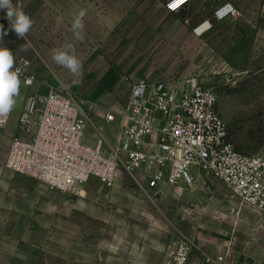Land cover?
<instances>
[{
  "label": "rangeland",
  "instance_id": "1",
  "mask_svg": "<svg viewBox=\"0 0 264 264\" xmlns=\"http://www.w3.org/2000/svg\"><path fill=\"white\" fill-rule=\"evenodd\" d=\"M31 1L26 14L33 26L24 39L10 30L6 17L1 23L8 34L0 46L13 52L15 65L27 61L37 82L29 89L20 77L15 107L0 126V264H88L98 240L102 243L100 234L105 246L98 251L105 264H112L114 254L127 264L129 247L136 248L138 262L155 259L159 254L150 247L164 239L162 264H173L184 240L189 245L184 264L206 261L213 246L217 261L225 246L252 261L262 258L264 214L238 207L223 182L208 188L198 179V187L168 185L157 195L120 170L114 186L92 177L66 191L15 171L6 160L12 136L21 133L18 117L28 91L52 84L73 92L90 120L82 140L94 144L96 125L115 139L119 119L109 124L103 115L127 108L133 81L181 80L192 74L216 91L217 108L236 148L264 154V0H219L232 2L240 13L210 17L211 27L200 34L186 30L182 44L145 45L131 42L128 22L141 14L118 12L123 0H105V11L85 15L83 40L75 38L64 0ZM69 43L82 64L75 76L52 59L53 49Z\"/></svg>",
  "mask_w": 264,
  "mask_h": 264
},
{
  "label": "built area",
  "instance_id": "2",
  "mask_svg": "<svg viewBox=\"0 0 264 264\" xmlns=\"http://www.w3.org/2000/svg\"><path fill=\"white\" fill-rule=\"evenodd\" d=\"M189 1L168 0L166 5L179 10ZM238 13L232 2L225 1L214 8L213 17ZM15 66L21 70L23 86L33 87L37 78L28 62ZM29 77L30 85L24 83ZM217 104L216 91L196 74L181 80H135L127 108L103 115L109 124L119 119L115 139L110 140L103 125H96L97 141L90 144L82 140L89 116L73 92L55 85L31 90L18 117L21 133L12 136L6 163L66 191L92 177L114 186L120 170L129 172L142 188L178 186L181 181L191 185L202 176L223 182L238 207L248 205L264 214V154L236 148ZM188 249V241H182L173 264H184ZM206 261L225 264L222 256L214 262L206 254Z\"/></svg>",
  "mask_w": 264,
  "mask_h": 264
},
{
  "label": "crops",
  "instance_id": "3",
  "mask_svg": "<svg viewBox=\"0 0 264 264\" xmlns=\"http://www.w3.org/2000/svg\"><path fill=\"white\" fill-rule=\"evenodd\" d=\"M167 1L168 0H123L124 6H122V4L118 5V12L128 11L130 13L141 14L139 16H135L134 18L131 17L128 22L129 35L133 40L131 41L132 44H182L185 41L186 30L196 28L198 25H201L204 20L209 19L210 17L214 18L213 10L215 6H217L220 2L219 0H190L179 10H171L166 5ZM12 3L14 5L16 3H19L25 13H29L32 11V9H30V6L33 3L31 0H12ZM64 6L65 12L67 14H70V23L72 25L74 14L76 16L81 9L86 10V15L88 16L90 13L105 11V0H64ZM5 14L6 10H0V24L3 22V20H5ZM50 85L52 84H49L43 90L48 89ZM118 130L119 126L116 132H118ZM198 179L203 182L199 183V185H202V187L209 186L208 188H210V186L217 183L202 176H197L196 180ZM196 180L190 186L194 187V185H196ZM168 185L170 184H161L160 186L148 188L147 190H151L158 195L164 193V187ZM178 186L181 188H185L186 186H189V184H187L185 181H181ZM100 237L102 238V243L98 240V243L95 247L98 250L99 247L105 246V241H103L104 236L100 234ZM214 240H218L219 242L218 238H215ZM167 241L168 239L158 241L153 247H150L152 249H156L155 252L159 254L157 256H154L155 259H152V257H150L146 258L145 260H141L140 262L137 261L136 248L129 247L128 250L130 253L128 256L127 264H162L164 262V258H166L163 253L166 252ZM64 244L65 253H68V239ZM115 247L117 248L114 243L113 249H115ZM212 248V251L208 250L209 253L211 252L212 254L210 253L208 255L213 257L214 262H217V260H215L217 250L214 246ZM98 250L96 251L93 260H90L88 264H105L102 257L99 255L100 251ZM220 253V256H222L225 260V264H264V256L262 258H256L252 261L248 259V256H246L247 253L245 255L241 254L240 256H237L235 254L236 252L233 251L231 247L225 246ZM233 255H235V258H237L235 259V261ZM118 256V254H114L112 264H122L121 258ZM219 263H221V261ZM188 264L215 263H207L206 261L202 260H192Z\"/></svg>",
  "mask_w": 264,
  "mask_h": 264
},
{
  "label": "clouds",
  "instance_id": "4",
  "mask_svg": "<svg viewBox=\"0 0 264 264\" xmlns=\"http://www.w3.org/2000/svg\"><path fill=\"white\" fill-rule=\"evenodd\" d=\"M0 10H6V19L9 21L10 30L24 39L33 26V20L28 14H26L19 3L15 5L12 0H0ZM86 15V10L81 9L75 16L71 28L77 40H83L84 23L83 18ZM211 27V23L208 20L202 22V25H198L194 31L197 34L201 33L202 28ZM8 34V31L4 30L2 24H0V42H3L4 36ZM27 50V49H25ZM53 61L66 69L71 74L78 75L82 71V64L75 55V49L72 44H66L62 47L52 50ZM21 70L15 66V59L13 52L7 47L0 46V124L6 122V118L12 112L16 104V97L19 95L21 80ZM33 78H26L24 83L31 84ZM74 83H80V81H74Z\"/></svg>",
  "mask_w": 264,
  "mask_h": 264
},
{
  "label": "snow or ice",
  "instance_id": "5",
  "mask_svg": "<svg viewBox=\"0 0 264 264\" xmlns=\"http://www.w3.org/2000/svg\"><path fill=\"white\" fill-rule=\"evenodd\" d=\"M182 2V0H177V3H181ZM172 7H176L177 6V4H173V5H171Z\"/></svg>",
  "mask_w": 264,
  "mask_h": 264
}]
</instances>
